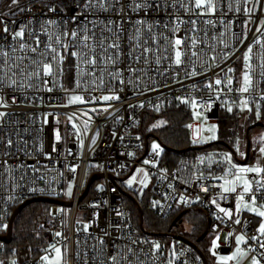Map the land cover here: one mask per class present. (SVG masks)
<instances>
[{"label":"built area","instance_id":"1","mask_svg":"<svg viewBox=\"0 0 264 264\" xmlns=\"http://www.w3.org/2000/svg\"><path fill=\"white\" fill-rule=\"evenodd\" d=\"M212 2L214 10L197 8L195 0H0V105H6L0 106V234L11 209L27 199L73 202L49 203L35 217L43 240L36 250L23 243L9 257L0 240V264H50L57 247L67 264H203L188 243L177 240L171 253L163 252L156 237L137 230L109 177L136 167L154 181L159 217L199 205L225 245L237 232L242 247L264 264V235L252 215L238 219L236 211L238 197L247 201L251 194L223 191L225 178L243 174L256 203L264 204V173L240 172L237 151L213 149L198 154L185 178L162 166L161 152L137 130L145 110L171 101L190 103L212 123L228 104L264 106V0ZM21 30L22 38L15 35ZM177 38L184 42L179 65ZM246 53L250 84L242 92ZM69 58L70 82L64 78ZM45 63L51 75L43 74ZM71 95L82 102L69 103ZM195 126L191 121V138ZM245 164L264 168V153L256 150ZM88 171L102 177L79 201Z\"/></svg>","mask_w":264,"mask_h":264},{"label":"trees","instance_id":"2","mask_svg":"<svg viewBox=\"0 0 264 264\" xmlns=\"http://www.w3.org/2000/svg\"><path fill=\"white\" fill-rule=\"evenodd\" d=\"M72 60L69 58L64 64V78L66 81L71 80ZM159 119L161 124L154 125ZM193 120L192 106L184 101H171L157 107L145 110L141 115L138 123V132L141 133L145 140H150L156 136L158 141L163 146L161 154V165L167 169H177L181 174L188 178L192 176L195 166L198 163V154L205 150H228V145L235 148L237 144V123L239 122V110L233 108L232 112L223 109L219 120V131L217 140L210 143H196L192 140L189 134V124ZM249 133L255 128L262 127L254 126L258 122L264 123V106L256 110L254 107L249 108ZM231 125H235L232 127ZM236 129V130H235ZM258 146L252 147L250 144V156L248 161L254 159V154ZM89 176L91 172L88 171ZM131 192L138 200L140 208L143 211V222L141 224V212L137 203L131 198L124 196L123 202L130 210L131 217L137 230L143 237L149 236L146 232L163 233L160 236H154L159 241L160 238L167 239L169 233H174V227L179 226L184 220L190 224L189 235L184 234L197 241L200 237H205L198 241V244L205 250L212 264V259L209 255L208 244L213 237L209 229L210 219L208 214L199 207L192 205L186 209H176L168 217L161 218L157 214V198L154 192V187L148 190L143 196L139 197L135 192ZM93 189L90 192V196ZM260 204V203H259ZM262 205V204H260ZM264 205V204H263ZM49 203L33 202L25 206L17 215L14 221V232L11 243L5 246V255L12 257L14 249L23 243H29L34 250L43 245L42 237L36 229L34 217L40 211H45L49 208ZM16 207V206H15ZM14 207V208H15ZM14 208L11 209L10 214ZM243 214L252 215L256 226L258 227L262 218L257 214L245 211ZM180 216V217H179ZM178 219L174 225L175 220ZM182 234V233H175ZM163 252L171 253L172 248L169 246L160 247ZM169 250V252H168Z\"/></svg>","mask_w":264,"mask_h":264},{"label":"rangeland","instance_id":"3","mask_svg":"<svg viewBox=\"0 0 264 264\" xmlns=\"http://www.w3.org/2000/svg\"><path fill=\"white\" fill-rule=\"evenodd\" d=\"M246 55L248 57L247 59H245ZM248 62H249V55L246 53V54H244V66L242 68L244 71V75H245V73L248 74V67H249ZM74 96H79V95H71L70 99ZM68 102L70 103V100ZM81 102H82V100L76 101V102H71V103H81ZM233 108H235V107H234V105H231V104H228L227 106H225V109L228 112H232ZM229 109H231V111H229ZM238 110H239V122L237 123V144L235 145V149L237 151L236 164L238 165L239 168H246L247 165L245 163H241L239 161V159L243 160L245 158V150H246V146H247V130L250 126L249 120H248L249 119V106H248V104L240 103L238 105ZM192 121L196 123L195 134L192 136V140L194 142L201 144V143H210V142L217 140L218 131H219V123L218 122L212 123V122L205 121L203 115L195 109L193 111V120ZM161 122H162V120L159 119L152 126H157V125L161 124ZM253 123H252V125H254ZM231 126L234 127L235 125H231ZM212 136H215V139H211L210 137H212ZM249 136H250V140H251L250 143H251L252 147H255L258 143H262V144H260V148L263 146L264 128H262V127L255 128L251 133H249ZM153 145H158V148H156V149H158L162 154L163 146L161 145V143L158 141V139L156 137H151L149 140V148L151 150H155L153 148ZM237 176L242 177V178H246L244 175H237ZM237 176H235L232 179V181L233 180L236 181V185H235L236 189H237L236 191L242 192L243 189H242L241 185L243 184V179H236ZM130 181H131V183H129ZM120 185L125 190L135 192L139 197H141L154 186V181H153L152 177L142 167H136L135 170L127 178H125L123 181H120ZM72 186H73V184H71L70 187H72ZM225 187H227V183H226ZM68 197H69V195L65 196V198H68ZM238 203H241V202L238 200L236 203V207H237ZM253 207H255L257 209V212L258 211H264V205L263 204L259 205L258 203H256L255 205H253ZM45 211H43V212L40 211V212L36 213L35 217L37 215L43 216ZM241 211H243V209ZM241 211H239V213H241ZM247 211H249V210H247ZM249 212H251L253 214H257V212H253V211H249ZM35 217H34V222H35ZM261 218H262V221H261L260 225L262 223H264V217H261ZM260 225L258 226V229H259ZM35 226L37 229L38 226L36 225V222H35ZM189 231H190V224L187 222V220H184L181 224H179V226H175L174 230H173L174 233H182V234H187V235H189ZM40 232L41 231H39V233ZM233 236H234V250L230 255L225 256V257H233V259L221 260V263L222 264H230L231 262H233L232 264H254V262H256V264H259L258 257L256 256V254H254L252 252L251 253L246 252L243 249L242 244L244 241L237 243L236 237L241 236V235H239L237 232H233ZM214 241H215V247L213 246ZM176 242H177V239H175L172 236H169V237H167V239L160 238L158 241V244H159V247L166 246L167 248H169V246H170L171 248H174ZM209 243H210L209 245L214 249V251L219 252L218 251V249L220 247L219 246V237L216 234H213V238L210 239ZM57 248L60 249L59 254L56 252ZM57 248L55 249V255L52 258H47L46 261L50 264H67L66 258L64 256L63 248L62 247H57ZM238 248L241 250L240 252H237Z\"/></svg>","mask_w":264,"mask_h":264},{"label":"snow or ice","instance_id":"4","mask_svg":"<svg viewBox=\"0 0 264 264\" xmlns=\"http://www.w3.org/2000/svg\"><path fill=\"white\" fill-rule=\"evenodd\" d=\"M12 3L15 4L17 3V0H12ZM195 5L197 8H200V7H207V8H212L214 10L215 6L212 2V0H195ZM5 31H7V29L5 28ZM15 35L17 37H23L24 36V32L23 30L19 31V32H16ZM73 36L76 35V33H72ZM85 39H87V37H85ZM184 42L182 39L180 38H177L175 41H174V47L177 49L175 51V63L177 65H179L181 63V51L179 50V46L182 45ZM249 51H251V49H249ZM247 55L245 56V59H247ZM92 63H95V61L93 60ZM229 71H231V69H229ZM53 72V68H52V65L49 64V63H45L43 65V74L44 75H51ZM39 74V73H38ZM216 84H220L221 81L220 80H216L215 82ZM229 83H231V81H229ZM250 84V79H249V76L247 73H245L244 75V87H242L240 90L242 92H247L248 91V86ZM113 98H116V99H119V97H110V96H105L103 97L104 100H109V99H113ZM82 98L79 97V96H74L70 99V103L71 102H76V101H81ZM246 103V102H245ZM0 106H6V105H0ZM229 111H231V109H229ZM4 113H0V116H3ZM198 131V130H197ZM57 140L59 139V135H57ZM211 139H215V136H212L210 137ZM153 148L156 149L158 148V145H153ZM260 152L261 153H264V147H261L260 148ZM145 163H147V161H145ZM75 169H73L74 171ZM240 172H251V173H256V174H262L264 173V168H260V167H248V168H240L239 169ZM236 179H243V184L241 185L242 189H243V193L245 194H251L249 195V198L247 201H245V196L244 195H240L238 197L239 201L241 203H238L237 204V207H236V211L239 212L241 211L242 209L243 210H249V211H253V212H257V209L255 207H253V205L256 204V195L254 194L253 192V188H252V182L249 181L248 179L246 178H242V177H239L237 176ZM131 183V181L129 182ZM226 183H230L231 186L230 187H224L223 191L224 192H236V181L233 180L231 182L229 181H226ZM70 194V192H69ZM220 211L222 212H225L226 215H228L229 217L232 216V212L231 211H226L225 209L221 208ZM257 214L260 216V217H264V211H258ZM235 223L239 224L240 221L239 220H236ZM258 231L260 232L261 235H264V223H262L258 229ZM57 235H60V233H57ZM252 239H256V237H252ZM236 240H237V243H240L242 241H244V236L241 235V236H237L236 237ZM213 246L215 247V241L213 242ZM262 247H264V244L261 245ZM156 247H159L158 245ZM241 250L238 248L237 249V252H240ZM56 252L59 254L60 253V249H56ZM246 254V253H245ZM225 259H233V257H221V260H225ZM13 264H15V262H13ZM254 264H256V262H254Z\"/></svg>","mask_w":264,"mask_h":264},{"label":"water","instance_id":"5","mask_svg":"<svg viewBox=\"0 0 264 264\" xmlns=\"http://www.w3.org/2000/svg\"><path fill=\"white\" fill-rule=\"evenodd\" d=\"M260 125H264V123L262 122H258L256 124H254V126H260ZM250 129V128H249ZM249 129L247 130V146H246V150H245V158L243 160H240L239 161L241 163H246L249 159V156H250V136H249ZM154 137H156L154 135ZM147 147H148V143H147ZM228 149L233 152L235 155H236V150L234 147L232 146H227ZM236 158H237V155H236ZM135 170V168L132 169L131 173ZM130 173V174H131ZM130 174L126 175V176H123V177H118L114 174H109V177L113 180L114 183H116L117 185H119V187L121 188L123 194L125 196H127L128 198H131L132 200H134L135 203L138 204L139 208H140V205L138 203V200L137 198L129 191L125 190L122 186H120V181H123L125 178H127ZM102 177V174H97V175H93V176H90L86 182V185H85V188H84V191L82 192L80 198H79V201H82L84 198H86L88 195H89V192L91 190V187L93 185V183L98 179ZM33 202H41V203H56V204H59L61 206H71L72 205V201L71 200H62V199H59V198H52V197H44V196H38V197H33V198H30V199H27L25 200L23 203L17 205L13 212L11 213L10 217H9V222H8V228H7V231L6 233L4 234H0V240L5 242L6 244H9L11 243L12 239H13V232H14V221H15V218L17 217V215L21 212V210L27 206L28 204L30 203H33ZM140 212H141V224L143 222V218H144V215H143V211L142 209L140 208ZM180 217V216H179ZM179 217L175 220L174 222V225L177 223ZM148 235L150 236H160V235H163V233H156V232H146ZM170 236L174 237L175 239L177 240H182L186 243H188L189 245H191L198 253L199 255L201 256L202 258V261H203V264H211L210 261H209V258L207 256V253L205 252V250L198 244V241L203 239L205 237V235H203L202 237H200L197 241H194L193 239H191L190 237L184 235V234H175V233H169Z\"/></svg>","mask_w":264,"mask_h":264},{"label":"crops","instance_id":"6","mask_svg":"<svg viewBox=\"0 0 264 264\" xmlns=\"http://www.w3.org/2000/svg\"><path fill=\"white\" fill-rule=\"evenodd\" d=\"M260 144L261 143H258L256 146H258L256 148V150L260 149ZM239 175H243V174H239ZM237 176V175H235ZM230 177V178H225L223 181H224V187L226 185V181H229L231 182L232 179L235 177ZM231 184L230 183H227V187H230ZM260 205V204H259ZM247 211V210H246ZM245 212V210L241 211V213L237 212L238 213V219H240V217L243 215V213ZM249 212V211H248ZM219 237V236H218ZM213 238V237H212ZM210 244V243H209ZM208 244V250H209V255H210V258L212 259V264H222L221 263V257H225V256H228L230 255L233 250H234V242L231 246H227L225 245L224 243V239L222 237H219V249L217 251H214V249ZM244 249V248H243ZM245 250V249H244ZM246 251V250H245ZM247 252V251H246ZM233 262H231L230 264H232Z\"/></svg>","mask_w":264,"mask_h":264},{"label":"flooded vegetation","instance_id":"7","mask_svg":"<svg viewBox=\"0 0 264 264\" xmlns=\"http://www.w3.org/2000/svg\"><path fill=\"white\" fill-rule=\"evenodd\" d=\"M191 239H193V238H191ZM194 240V239H193ZM195 241V240H194Z\"/></svg>","mask_w":264,"mask_h":264}]
</instances>
